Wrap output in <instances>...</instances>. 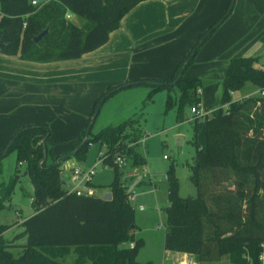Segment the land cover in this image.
Here are the masks:
<instances>
[{
  "label": "trees",
  "instance_id": "1",
  "mask_svg": "<svg viewBox=\"0 0 264 264\" xmlns=\"http://www.w3.org/2000/svg\"><path fill=\"white\" fill-rule=\"evenodd\" d=\"M145 1L149 0H48L34 6L32 0H0V55L17 56L33 63L80 59L104 46L110 34L120 27L123 16ZM233 4L234 0H230L220 19L200 35L170 79L127 82L109 88L96 100L75 154L82 160L91 142L105 147L100 158L116 172L110 186L111 201L68 194L66 182L60 177V163H49L52 133L48 124L25 126L8 140L0 161L14 155L16 165L9 183L0 187V209L10 204L19 183L20 168L24 167L33 186L35 215L22 224L26 244L21 247L3 241L9 227L0 225V264H59L57 258L71 249L79 253L88 251L90 264H154L137 260L143 242L133 239L134 211L128 187L120 183L119 167L115 165L117 158L125 153L128 157L131 151L128 148L144 137L137 126V114L128 121L108 126L96 136L89 127L103 101L118 88L134 84L151 87L148 100L157 91L167 90L166 108L178 103L179 120L186 108L200 106L203 83L187 79L186 71L202 46L228 18ZM67 15L82 20L83 25L76 26ZM46 30L48 33L35 42ZM257 62L255 57L232 60L223 83L221 107L202 118L193 116L196 156L191 177L197 195L180 196L174 166H170L166 175L169 201L166 252L193 255L200 264L223 257H227V264H264V95L250 94L241 101H234L231 95L248 83L264 92V70ZM174 88L179 93L176 99L170 95ZM44 147L48 157L40 164ZM142 158V164L137 165L144 166ZM127 243L134 246L119 248ZM16 249L21 250L19 255L13 253ZM108 250L111 252H104ZM86 261L78 256L74 264Z\"/></svg>",
  "mask_w": 264,
  "mask_h": 264
},
{
  "label": "crops",
  "instance_id": "2",
  "mask_svg": "<svg viewBox=\"0 0 264 264\" xmlns=\"http://www.w3.org/2000/svg\"><path fill=\"white\" fill-rule=\"evenodd\" d=\"M229 3L230 0L142 2L123 16L120 27L110 34L104 46L77 60L33 63L0 55V153L18 130L29 125L61 122L73 127L71 124L76 123L83 133L96 100L111 87L139 79H170L180 60L200 35L220 19ZM70 21L78 27L83 25L72 15ZM263 38L264 0H234L228 18L186 71L187 79L203 83L199 91L203 114L220 108L211 103L205 90L221 85L223 91L232 60L260 59L264 53ZM240 98L243 97L236 95V99ZM137 180L141 177L137 176ZM31 215L25 221L35 212ZM167 255L169 264L190 263L187 254Z\"/></svg>",
  "mask_w": 264,
  "mask_h": 264
},
{
  "label": "rangeland",
  "instance_id": "3",
  "mask_svg": "<svg viewBox=\"0 0 264 264\" xmlns=\"http://www.w3.org/2000/svg\"><path fill=\"white\" fill-rule=\"evenodd\" d=\"M255 58L258 59L257 65L264 70V53L260 59ZM150 90L151 87L148 84H134L118 88L100 105L91 127V134L96 136L108 126L128 121L137 114L136 118L139 122L137 126L143 131L144 137L142 143L139 142L128 148L131 150L128 157L127 153L122 156L124 164L119 167V180L123 186L128 187L127 194L134 197V201H130V207L134 211L133 239L143 242L137 260L141 263L151 261L154 264H169L167 263L170 262L169 257L165 250L166 209L169 207L166 175L170 166H174L173 173L179 183L180 196L182 198L196 197L197 191L191 177V166L196 156L193 144L194 123L190 108L184 110L182 120H179L178 103L170 109L166 108L167 90L157 91L148 100ZM205 92L211 103L217 104L218 108L221 107V85L217 88L206 89ZM258 92L256 86L248 83L236 95L237 98H245ZM170 95L176 99L178 89L171 90ZM71 125L74 128L66 127V124L61 122L49 125L52 133L48 144L49 163L51 161L56 164L60 163L59 169L62 171L60 177L66 185L71 187L70 172L73 167H63V164L80 165L85 169H91L98 162L99 166L91 182L90 191L94 192L96 197L112 194L110 186L115 179L116 172L113 166L104 165L100 158V153L105 150V147L91 142L86 147L85 157L79 160V155L74 152L82 131L76 128V123ZM142 156L145 159L144 166L137 165L142 164ZM53 157L55 158L52 160ZM14 168L15 160L12 155L0 161V187L3 183L6 185L9 183ZM24 169V167L20 168L19 183L11 196L10 207L0 209V225L9 227L2 239L18 247L26 244L24 227L21 224L35 212L31 203V198L34 197L32 182L30 177L25 176ZM137 176L141 177L139 182ZM131 187L132 190L129 191ZM14 207L21 210L20 217L15 213ZM129 245L128 243L121 244L119 248ZM20 251L16 249L13 253L19 255ZM104 252L110 253L111 250ZM88 253V251L79 253L71 249L62 252L57 261L59 264H74L78 256H83L87 260L86 264H90ZM44 254L49 256L48 253ZM187 257L189 264H200L195 256L188 255ZM227 261V257H223L219 261L206 264H227Z\"/></svg>",
  "mask_w": 264,
  "mask_h": 264
},
{
  "label": "built area",
  "instance_id": "4",
  "mask_svg": "<svg viewBox=\"0 0 264 264\" xmlns=\"http://www.w3.org/2000/svg\"><path fill=\"white\" fill-rule=\"evenodd\" d=\"M41 3V0H32V5L36 6ZM71 15H67V18L70 19ZM0 19H1V13H0ZM258 93H261L264 95V92L259 91ZM231 95L234 98V101H241L244 98L236 99V94L231 93ZM251 96V95H249ZM248 97V96H247ZM246 98V97H245ZM191 113L193 116H196L198 118H202L205 114H203L200 110V106H195L191 109ZM103 162V159H102ZM124 164L123 159L121 157L117 158L115 160V165L118 167H121ZM99 166V163H95L93 168L91 169H85L83 166L77 165L71 170V176L70 179L72 180V186H67L68 194H76L78 197H96L95 193L90 191V185L93 180V178L96 175V169ZM129 201H134L133 196H129ZM17 216H20V209L17 207L13 208ZM134 244H130V247L132 248ZM263 259V258H261Z\"/></svg>",
  "mask_w": 264,
  "mask_h": 264
},
{
  "label": "water",
  "instance_id": "5",
  "mask_svg": "<svg viewBox=\"0 0 264 264\" xmlns=\"http://www.w3.org/2000/svg\"><path fill=\"white\" fill-rule=\"evenodd\" d=\"M48 33V30L44 31L40 36H38L36 39H35V42H38L44 35H46ZM98 111L99 109L96 111L95 115H94V119L96 118L97 114H98ZM94 122V121H93ZM93 122L91 123L90 127H89V130L91 129L92 125H93ZM89 132V131H88ZM87 141V138L84 140L83 143H85ZM45 143V141H44ZM77 151V150H76ZM75 151V152H76ZM47 157H48V153H47V148L44 147V159L41 161L40 164L46 162L47 160ZM103 201H111L112 200V194H108L106 195L105 197L102 198ZM5 206H8V204H5Z\"/></svg>",
  "mask_w": 264,
  "mask_h": 264
}]
</instances>
